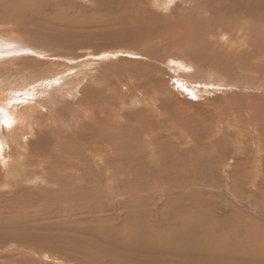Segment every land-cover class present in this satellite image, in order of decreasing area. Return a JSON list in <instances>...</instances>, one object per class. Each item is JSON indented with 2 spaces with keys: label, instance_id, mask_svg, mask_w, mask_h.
I'll list each match as a JSON object with an SVG mask.
<instances>
[{
  "label": "rangeland",
  "instance_id": "1",
  "mask_svg": "<svg viewBox=\"0 0 264 264\" xmlns=\"http://www.w3.org/2000/svg\"><path fill=\"white\" fill-rule=\"evenodd\" d=\"M0 33V40L16 43H0L14 53L0 56V93L18 88V101H24L16 114L0 110L5 124L0 126L20 139L27 133L21 143L31 144L35 130L44 131L37 112L47 120L52 111L42 102L39 111L33 106L35 114L17 119L26 102L36 100L27 99L25 91L34 86L26 84L46 71L48 76L55 68L60 73L70 68L59 90L65 115L79 114L77 122L91 117L82 106L97 93V112L127 121L123 137L129 152L110 162L89 156L79 182L64 171L62 181H69L51 189L40 172L30 175L22 156L18 162L11 152L10 170L0 157V264H175L184 258L175 252L186 251L185 232L199 237L188 229L190 222L203 224V237L213 243L203 258L187 264H264V0H0ZM21 47L25 50L18 51ZM169 59L191 61L201 74L220 70L229 83L202 76L191 82L198 87L192 95L178 83L183 78ZM154 99L161 110L146 103ZM10 171L36 181L3 187ZM29 192L46 199L32 201ZM127 224L139 235L132 239Z\"/></svg>",
  "mask_w": 264,
  "mask_h": 264
},
{
  "label": "bare ground",
  "instance_id": "2",
  "mask_svg": "<svg viewBox=\"0 0 264 264\" xmlns=\"http://www.w3.org/2000/svg\"><path fill=\"white\" fill-rule=\"evenodd\" d=\"M222 13V12H221ZM196 18V17H195ZM219 19V18H218ZM223 19V18H222ZM239 22V21H238ZM237 22V23H238ZM249 30V29H247ZM216 32V31H215ZM3 33V32H2ZM0 33L1 35H4ZM238 33V32H237ZM255 34V33H254ZM0 35V36H1ZM226 35V34H225ZM229 35V34H228ZM13 37V35H11ZM223 36V35H222ZM240 37V36H239ZM252 37V35H251ZM224 39V38H223ZM14 41V40H13ZM12 40L9 41L8 39H1L0 40V43L3 44L5 42H9V43H6L4 44L5 46H9V47H14V45H16V43H14ZM18 41V40H16ZM20 41V40H19ZM227 42V41H226ZM12 43V44H11ZM22 43V42H21ZM230 43V42H229ZM20 44V43H19ZM23 44V43H22ZM236 45H238V41L235 43ZM234 44V46H235ZM5 46H0V56L1 55H7V53H13V50L12 51H8L6 50L4 47ZM24 46V45H23ZM233 46V44L231 45ZM233 46V47H234ZM18 47V46H17ZM232 48V47H231ZM237 48V46H236ZM205 49V48H204ZM25 48H19L18 51H24ZM206 50V49H205ZM44 52V50H42ZM202 51V50H201ZM209 51V50H208ZM222 51V50H221ZM229 51V50H228ZM259 51V50H258ZM17 52V51H16ZM211 54H213L214 52H211V50L209 51ZM233 52V50H232ZM235 52V51H234ZM18 53V52H17ZM21 53V52H20ZM46 53V52H45ZM196 53V52H194ZM198 53V52H197ZM203 53V51H202ZM218 53V52H217ZM14 54V53H13ZM208 54V53H207ZM12 55V54H11ZM200 55V53H199ZM203 55V54H202ZM215 55V53H214ZM16 56V55H15ZM209 56V55H208ZM6 57V56H5ZM201 57V56H200ZM170 58V57H169ZM185 58V57H184ZM195 58H198V56L196 55ZM204 58V56L202 57ZM211 59V57H208ZM229 58V57H228ZM20 59V58H18ZM24 59V58H23ZM27 59V58H26ZM25 59V60H26ZM231 59V58H230ZM4 60V59H2ZM24 60V61H25ZM30 60V59H29ZM171 59H169L170 61ZM183 60V59H182ZM196 60V59H195ZM1 61V60H0ZM7 61V60H6ZM168 61V60H167ZM168 61V63H169ZM179 61V60H178ZM188 61V60H187ZM221 61V60H220ZM14 62H17V61H14ZM171 64H174L176 65V70L180 73L181 77L183 79H179V78H176L178 80V83L181 84V85H184L185 87H190L192 89V95H195V89L198 88L197 85H192L191 82H193V79L194 80H198V79H202L204 80V77L206 80L210 81V83H214L215 82V79H218L219 80V77L221 75V72L220 70H213L212 69V72H210L209 70V73H202L200 71H198L197 68H195L194 66V63H192L191 61H188L187 64L185 65H181L182 63H177V62H173L171 60ZM206 62V61H205ZM216 62V61H215ZM219 62V61H218ZM6 63V62H5ZM4 63V64H5ZM185 63V61H184ZM211 63V62H209ZM260 63V62H259ZM2 64V63H1ZM7 64V63H6ZM20 64V63H18ZM25 64V63H24ZM23 64V65H24ZM170 64V63H169ZM8 65V64H7ZM18 66V65H17ZM22 66V65H21ZM213 66H214V63H213ZM5 67V66H4ZM19 67V66H18ZM6 68V67H5ZM8 69V68H6ZM23 69V68H22ZM53 69V68H52ZM51 69V70H52ZM70 69V68H69ZM69 69H67L66 71H62V73H60V71L58 69L55 68V70L53 71H50L49 75L46 76L47 72H44V73H41L42 75H40L41 79H39L38 81H36L34 84L30 85V84H26V89L31 87V86H34L32 88L31 93L25 91V94H27V99H35L36 97V100H34V104H28L26 102L25 106H23V108L25 107V109L21 110V112L19 113V115H17L16 117H18L17 119H22L24 115L26 116H29V115H33L35 114L37 111L34 110V107L36 104H38V108H35L36 110H38L39 108H43V105H41L40 103L42 102H46L48 105V109L50 111H52V113L50 114L49 118L47 120H42L43 117H44V114L40 113L36 114V118L41 122L43 121L39 127H44V131L41 132L39 129L38 130H35V134L38 135V137L31 143V144H25V143H21L22 142V138H24L27 133H25L22 138L20 139L19 138V135L17 134H11L10 131L8 130L7 126H4L5 124L3 123V121L0 120V122L4 125L0 126V157H1V161L3 162V167L4 168H8L10 170L11 168V152L13 151V156L15 157L14 159L18 162H21V159L23 158L24 160H27L28 162V165L25 164V169L29 170L30 172V175H38V173L40 172V176L42 175L43 178L44 176L46 178H44V181H43V184H45V187L47 189H51L53 188L54 186L56 185H65L69 180L68 179H65L64 181H62V174L65 175V172L64 171H69L71 172L70 174V177L71 178H74L75 181H78L79 180H76V177L79 173V171H81V169L86 166V163L89 162L90 160H88V157H92V161H94V157L101 162L104 161V162H107L106 161V157L108 158V161L110 162L111 159L114 160L115 159H125L127 157V153L128 150L126 149L125 144H124V137L125 136V128L124 126H126L127 124V121L124 120L121 122H118V121H115V120H111L110 118H107L106 117V114L103 110H101L100 112L98 111L97 112V109L98 107H95L94 104L96 102V100H98L100 97H98L99 95L96 93L94 95H92L91 97H89V100L87 103L84 102V105L82 106V109H85V114L84 116L87 115L91 112H92V116L89 117V118H84V117H80V120L79 122H77L76 120L77 119V116L79 115H74L72 114L71 112H67L69 113L70 115H65L66 113V109L65 107L63 106V101H61L62 99L64 100V95L59 93V90H60V86H62L61 82H65V78H66V81L67 80V76H65L64 74L69 71ZM258 69V68H257ZM25 71H28L26 69H23L22 71L24 72ZM174 70V69H172ZM171 70V71H172ZM206 71V72H208ZM34 72V71H33ZM73 72V71H72ZM224 72V71H223ZM205 74V75H204ZM209 74V75H208ZM263 74V73H262ZM74 76V75H73ZM72 76V77H73ZM204 76V77H202ZM229 76V75H228ZM27 77V75L25 77H23V79L25 80ZM222 77H220V80L219 82H217L218 84H226V83H229L228 79H227V82H224L221 80ZM200 79V80H201ZM98 80V79H97ZM21 82H19V85L23 84L26 82L20 80ZM37 83V85H36ZM197 83V82H196ZM202 83V82H201ZM194 84V83H193ZM258 84V83H257ZM260 84V83H259ZM106 85V84H105ZM18 86V85H17ZM183 86V87H184ZM219 86V85H218ZM202 87V86H201ZM255 87V86H254ZM25 87H23L24 89ZM66 88V87H64ZM68 88V87H67ZM66 88V89H67ZM70 88V87H69ZM109 88V87H108ZM263 88V87H262ZM2 89V88H1ZM47 89H50L51 91L49 92L50 94H46V91ZM71 89V88H70ZM111 89V88H110ZM18 88H12V89H6V90H3L5 92H3V94L0 93V105H4L2 106V108H0L1 111H4L7 112L6 110L9 109V112H11V114L15 113L17 111L18 108L17 106L18 105H21V104H18V103H22V102H19L18 99H19V96H20V92L19 91V94H18ZM69 90V89H68ZM101 90V89H100ZM105 90V89H104ZM108 90V89H107ZM205 90V89H204ZM30 91V90H29ZM75 91V90H74ZM73 91V92H74ZM99 91V90H98ZM115 91V90H114ZM199 91V90H198ZM197 91V92H198ZM2 92V91H1ZM27 92V93H26ZM71 92H72V89H71ZM70 90H69V93H71ZM101 92V91H99ZM66 93V92H65ZM81 93V92H80ZM156 93V92H155ZM158 93V92H157ZM76 94V93H75ZM105 94V93H104ZM41 95V96H45V99L43 100H39L37 99V97ZM73 95V94H72ZM134 95V94H133ZM14 96H17L16 98ZM22 96V95H21ZM69 96V95H68ZM84 96V95H83ZM262 96V95H261ZM264 96V95H263ZM75 97H78L75 95ZM85 97V96H84ZM12 98H15V101L14 99ZM21 98V97H20ZM25 98V97H24ZM39 98V97H38ZM70 98V97H69ZM137 98V97H136ZM152 98V97H151ZM263 98V97H261ZM26 99V98H25ZM41 99V98H40ZM75 99V98H74ZM140 99V98H139ZM137 99V100H139ZM149 99V98H148ZM258 99V98H257ZM260 99V98H259ZM142 100V99H141ZM151 100V99H150ZM155 100V99H154ZM27 101V100H26ZM74 101V100H73ZM72 101V103H73ZM78 101V100H77ZM75 102V104L77 103H80L81 101H78V102ZM123 101V99H122ZM66 102V101H65ZM92 102V103H91ZM135 102V101H134ZM159 101L158 100H155L154 102H146L148 104H150L152 106V108H155L157 107L158 109L160 108V110L162 109L161 106L159 105L158 103ZM254 102V101H253ZM91 103V104H90ZM102 103V101H101ZM117 103V102H116ZM216 103V102H215ZM90 104V106H88ZM93 104V105H92ZM107 104V103H106ZM13 105V106H11ZM99 105V104H98ZM115 105V104H114ZM105 106V104H104ZM101 105L102 108H106ZM116 106V105H115ZM114 106V107H115ZM13 107L15 109H13ZM21 107V106H20ZM107 107H109L107 105ZM120 107V106H119ZM17 108V109H16ZM69 108V107H68ZM78 108V107H77ZM257 108V107H256ZM260 108V107H259ZM80 109V108H79ZM78 109V110H79ZM40 110V109H39ZM38 110V111H39ZM48 110V111H49ZM100 110V109H99ZM105 110V109H104ZM0 111V112H1ZM42 111V110H41ZM73 111V110H72ZM77 111V110H76ZM81 111V110H80ZM120 111V110H119ZM118 111V112H119ZM258 111V110H257ZM261 111V110H259ZM8 112V113H9ZM47 112V111H45ZM74 112V111H73ZM108 112V111H107ZM18 113V112H17ZM81 113V112H80ZM10 114V113H9ZM10 114V115H11ZM81 115V114H80ZM83 115V114H82ZM15 116V115H14ZM12 115L11 118L14 117ZM68 116H70L72 119H69ZM110 117V116H109ZM8 118V116H7ZM79 118V117H78ZM103 118L105 119V121H103ZM1 119V118H0ZM108 119H110V121H112L111 123H108ZM46 122V123H44ZM8 123V122H7ZM13 123V122H12ZM14 124V123H13ZM139 125V124H138ZM137 125V126H138ZM142 126V125H141ZM120 127V128H118ZM136 127V126H135ZM139 127V126H138ZM56 128L58 130H56ZM106 132H105V130ZM145 130V129H144ZM137 131V130H136ZM141 131V129L139 130ZM135 132V131H134ZM192 132V131H191ZM136 133V132H135ZM143 134H145L143 132ZM143 134H140V135H143ZM148 134V133H147ZM119 135V138L121 137V141H119V139L117 138V136ZM139 135V136H140ZM149 135V134H148ZM146 136V135H145ZM186 136V135H185ZM193 136V135H192ZM141 137V136H140ZM188 137V136H187ZM191 137V136H190ZM139 138V137H138ZM134 139V138H133ZM142 144H143V140H142ZM15 146V148L13 147ZM113 147V148H112ZM145 147V146H144ZM13 148V149H12ZM32 148V149H31ZM140 148V146H139ZM31 149V150H30ZM36 151H34V150ZM39 151H38V150ZM5 151V153H4ZM8 151V152H7ZM84 151H86L84 153ZM104 151V152H102ZM25 152H30V156L27 157ZM23 153V155H22ZM114 155L117 156V158L114 157ZM124 155V157H123ZM22 156V158H21ZM126 156V157H125ZM122 161V160H120ZM101 162H99L100 164H102ZM17 163V162H16ZM13 164V163H12ZM22 164V163H21ZM88 166V165H87ZM101 166V165H100ZM104 166V165H103ZM19 167V166H18ZM17 167V168H18ZM24 167V166H23ZM92 167V166H91ZM90 167V168H91ZM94 167H95V163H94ZM99 167V166H98ZM33 168V169H32ZM89 168V169H90ZM107 168V167H106ZM97 169V167H96ZM115 169V168H114ZM8 170V171H9ZM7 171V170H6ZM15 173V169L11 170ZM10 171V174L8 176V181H7V178L3 181V184L4 185L3 187H6V186H9L10 188H14L16 186V184H13V183H18L17 187L18 188H24V187H27L28 184H31V183H34L36 181H34V179H31V178H24V175L21 174V175H18L17 173L14 174L13 172ZM93 171H95L93 169ZM116 171V170H115ZM68 172V173H69ZM84 172V171H83ZM108 172L105 171V174ZM112 172V171H111ZM5 173V172H4ZM60 173H62L60 175ZM104 173V172H103ZM110 173V172H109ZM119 173V172H118ZM88 174V173H87ZM81 175V174H79ZM85 175V174H84ZM103 175V174H102ZM108 175V173H107ZM113 175H115L113 173ZM93 176V175H92ZM112 176V175H111ZM35 177V176H34ZM96 177V176H95ZM109 177V176H108ZM5 178V177H4ZM83 178V177H81ZM87 178V177H86ZM90 177H88L89 179ZM92 178V177H91ZM94 178V177H93ZM100 178V177H99ZM102 178V177H101ZM111 178V177H110ZM109 178V179H110ZM80 179V178H79ZM88 179H85L86 181ZM104 179V178H103ZM107 179V178H105ZM84 179H82L83 181ZM91 180V179H90ZM105 181V180H104ZM99 182V180H98ZM96 182H94L93 184H95ZM42 184V185H43ZM39 186V185H38ZM8 187V188H9ZM107 187V186H106ZM32 188V186H31ZM36 188V187H35ZM42 188V187H41ZM41 188H37V189H41ZM27 189V188H26ZM3 190V189H2ZM33 190H36V189H32V190H24L23 191H33ZM95 190V189H94ZM15 192V191H14ZM83 192V191H82ZM38 192H29L28 194L31 195V200L34 201V199H37V197H44V195L42 194H37ZM86 193V192H85ZM82 194V193H80ZM26 196H29L26 194ZM85 196V195H84ZM88 196H86L87 198ZM91 197V196H90ZM89 197V198H90ZM45 198V197H44ZM22 199V198H21ZM43 199V198H42ZM46 199V198H45ZM29 200V199H28ZM91 200V199H90ZM31 201V202H32ZM89 201V200H88ZM41 202V201H40ZM93 203V202H92ZM32 204V203H31ZM30 204V205H31ZM89 204H91V201L89 202ZM42 205V204H41ZM33 208V207H32ZM41 208V206H40ZM30 209V208H29ZM58 209H60L58 207ZM57 210V208H56ZM199 210V209H198ZM208 211V210H207ZM39 212V211H38ZM47 212V211H46ZM50 212V211H49ZM60 212V211H59ZM35 213V212H34ZM40 213V212H39ZM42 213V211H41ZM178 212H175V214H177ZM209 213V211H208ZM37 214V212H36ZM45 214H48L45 213ZM162 214H166L165 212H162ZM161 214V215H162ZM198 214V211L194 212V216ZM51 215V214H50ZM56 215V213L54 214ZM58 215V214H57ZM72 215V214H71ZM70 215V217H71ZM65 216V215H64ZM66 216H68V214H66ZM65 216V217H66ZM74 216V215H73ZM193 216V218H194ZM51 217V216H50ZM49 217V218H50ZM69 217V218H70ZM167 217V216H166ZM52 218V217H51ZM59 218V216H58ZM204 218V217H202ZM56 219V217H55ZM60 219H63L60 218ZM71 219V218H70ZM73 219V218H72ZM162 219V218H161ZM165 219V218H164ZM209 219V218H208ZM64 220V219H63ZM67 220V218L65 219ZM166 220V219H165ZM176 222L179 221L178 218H175L174 219ZM200 220V219H199ZM207 220V219H206ZM60 221V220H59ZM62 221V220H61ZM80 221V220H79ZM164 220H162L163 222ZM193 221V219H192ZM205 221V220H203ZM202 221V222H203ZM76 222V221H75ZM201 222V223H202ZM77 223V222H76ZM79 223V222H78ZM205 223V222H204ZM133 225V224H132ZM132 225H126L127 226V230L129 231L128 233L130 234L131 238L133 239L134 236H137L139 235V232L138 231H133L135 228H133ZM35 227V226H34ZM221 227V226H220ZM194 228H198V229H194ZM61 229V228H60ZM70 229V228H69ZM190 230H194L199 237H196V236H193V234L191 235L188 234V232H185L186 233V236L184 237L186 240L184 242V244H182L183 246L182 247H185L186 251H183L181 253H176L175 250L172 252V254H175L176 255H181L183 256L184 258H180V260H176V261H173L175 264H187V260L189 258H196V257H202L203 258V253L206 249H208V244L211 245L213 243V240H209V239H206V237H203V224H199V225H194L192 224V222H190V225H189V228ZM66 230V229H64ZM187 230V229H186ZM190 230H187L190 232ZM212 230V227L211 226H208V231H211ZM77 231V230H76ZM165 231V230H164ZM215 230H214V235H215ZM82 233V232H80ZM219 233V232H218ZM221 233V232H220ZM128 234V235H129ZM229 234V233H228ZM72 235H76V234H72ZM220 235V234H218ZM144 236V235H142ZM223 236V235H222ZM231 237V236H230ZM59 238V237H58ZM71 238V236L69 237ZM130 238V241L132 240ZM224 238V237H223ZM47 239V238H46ZM52 239V238H51ZM50 239V240H51ZM64 239H66V237L63 238V241ZM215 239H218L215 237ZM236 239V238H235ZM53 240V239H52ZM62 240V238L60 239ZM67 240V239H66ZM73 240V238H72ZM226 240V239H225ZM62 241V242H63ZM237 241V240H236ZM19 242V241H18ZM54 242V241H53ZM51 241V243H53ZM59 242V241H58ZM217 242V241H216ZM60 245H63L61 244V241L59 242ZM69 243V242H68ZM77 243V242H76ZM225 243V242H224ZM44 244V243H43ZM198 244H200L201 246H203V249L199 247V251L195 250L196 249V245L199 246ZM66 245V244H65ZM73 245H75L73 243ZM231 245V244H230ZM46 247V245H45ZM44 247V248H45ZM160 247H165L164 245H161ZM63 248V246L61 247V249ZM218 248V247H217ZM216 248V249H217ZM219 248L221 249V247L219 246ZM226 248V247H225ZM47 249V248H46ZM49 249V248H48ZM94 249V248H93ZM256 249V248H255ZM51 250V248L49 249ZM71 250V249H68V251ZM219 250V249H218ZM53 252V251H52ZM51 253V252H50ZM145 254H147V252H144ZM152 254H154L153 252H150ZM212 253V252H211ZM256 253V252H255ZM53 254V253H52ZM174 254V255H175ZM103 255V254H102ZM155 255V254H154ZM253 255V254H252ZM256 255V254H255ZM207 256V254H206ZM112 257V256H111ZM208 257V256H207ZM219 257V256H218ZM255 256H253L254 258ZM116 258V257H115ZM221 258V257H220ZM257 258V257H256ZM135 260V259H134ZM215 260V259H214ZM259 260V258H258ZM261 260V259H260ZM209 261V260H208ZM262 261V260H261ZM137 262V261H136ZM172 261L170 260L169 262L166 261V264H170ZM207 262V260H206ZM257 262V261H256ZM263 262V261H262ZM261 262V263H262ZM190 263V262H189ZM188 263V264H189ZM213 263V262H211ZM216 264L217 261H215ZM260 263V264H261ZM157 264H164V263H157ZM206 264V263H205Z\"/></svg>",
  "mask_w": 264,
  "mask_h": 264
}]
</instances>
